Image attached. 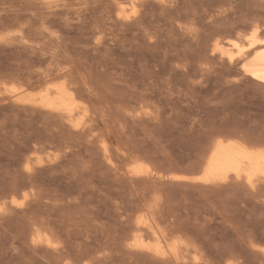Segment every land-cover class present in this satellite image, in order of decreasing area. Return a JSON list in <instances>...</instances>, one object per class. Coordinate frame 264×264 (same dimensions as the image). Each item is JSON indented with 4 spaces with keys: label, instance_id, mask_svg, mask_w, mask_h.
<instances>
[{
    "label": "rangeland",
    "instance_id": "374dc122",
    "mask_svg": "<svg viewBox=\"0 0 264 264\" xmlns=\"http://www.w3.org/2000/svg\"><path fill=\"white\" fill-rule=\"evenodd\" d=\"M254 26L264 0H0V264H264V184L193 180L264 148V82L215 48Z\"/></svg>",
    "mask_w": 264,
    "mask_h": 264
},
{
    "label": "bare ground",
    "instance_id": "6f19581e",
    "mask_svg": "<svg viewBox=\"0 0 264 264\" xmlns=\"http://www.w3.org/2000/svg\"><path fill=\"white\" fill-rule=\"evenodd\" d=\"M255 28L246 35L245 40L243 38L244 44L243 42L240 44L237 39L232 40V43L230 42L233 48L236 49L235 51L220 44H216L215 48L220 50L221 55L224 54L228 57L229 61L233 62L234 59L241 60V68L244 75H250L253 79L264 82V39L259 37L258 34L260 32L257 34L259 30L257 28L259 27L257 26V30ZM39 103L49 109L56 110L69 122L74 120L80 110V103L76 98L74 88L64 81L53 83L51 88L41 92ZM142 169H144L143 165L137 164L133 166L132 172L136 174ZM230 175L236 179H244L252 187L256 183L264 184V148L249 146L238 139H218L213 143L209 155L204 160L201 174L194 177L193 180L205 183L224 181ZM146 225L150 229L152 228L149 224L146 223ZM239 231L242 233L241 230ZM154 234H156V231H154ZM160 242L161 240L158 239V243ZM169 248L172 253L175 252L177 249L176 243H171Z\"/></svg>",
    "mask_w": 264,
    "mask_h": 264
}]
</instances>
